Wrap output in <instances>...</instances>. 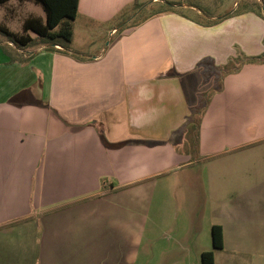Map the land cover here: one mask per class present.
<instances>
[{
  "label": "crops",
  "instance_id": "0c3cea01",
  "mask_svg": "<svg viewBox=\"0 0 264 264\" xmlns=\"http://www.w3.org/2000/svg\"><path fill=\"white\" fill-rule=\"evenodd\" d=\"M138 1L133 21L134 0H78L68 48L16 54L0 38V250L21 236L22 264H132L144 229L125 202L185 174L200 202L179 245L187 264L205 250L214 264H264V16ZM28 3L0 4V23L44 18ZM214 224L221 248L201 240Z\"/></svg>",
  "mask_w": 264,
  "mask_h": 264
},
{
  "label": "rangeland",
  "instance_id": "374dc122",
  "mask_svg": "<svg viewBox=\"0 0 264 264\" xmlns=\"http://www.w3.org/2000/svg\"><path fill=\"white\" fill-rule=\"evenodd\" d=\"M233 2L234 0H213L209 4V7L204 8L205 6L202 5L203 8H201L204 9L205 12L220 14L229 11L232 7L241 10L252 5L258 12H261L262 7H264V0H235L234 4ZM25 7L30 8L36 15L43 13L39 4L34 5L33 3H28ZM4 8L5 7H3V9L2 7L0 8V21H3ZM135 10V7L130 8L122 19L130 16L132 20L139 19L140 14L133 16ZM195 16L197 18L203 17V15ZM8 25L13 29H19L18 21L8 22ZM2 35L3 34L0 33V38H2ZM32 36L33 39L29 45L51 43V41L45 38L43 39L34 33H32ZM5 38L7 37L5 36ZM75 44H77L76 41ZM9 47H11L16 54H21L19 49H23L26 46H21L12 42V45ZM202 165L203 164L200 162L197 167L201 170ZM193 171H196V168H193ZM185 177V174H180L179 177H175L176 182L173 183V187L170 189L167 188V190H162L160 179L158 187L152 186L146 190L145 194L143 193L138 196L131 194V202H125L126 204L129 203V219L131 218V225L135 226V230H137L140 225L142 229H144V237H140L141 244L139 253L136 256H132V264H187L188 261L193 258L192 255L188 256L189 253L187 250L190 249L189 243L185 249L179 247V245H183L187 238L189 225L187 209L195 208V206L200 203L194 202V193L188 190L187 187H184L182 179ZM177 178L180 179V183H177ZM33 220L35 221L34 233L36 241L38 242L42 233L43 224L36 218ZM137 221H140V224L135 223ZM23 228L25 229L26 227L19 226V232H21ZM206 230L207 227L204 229V234L201 235V238L203 237L201 240L209 244L211 235ZM28 233H31L30 228L28 229ZM21 238L22 237L19 236V239L11 240L9 243L6 240L3 242L4 248L0 250V264H18L19 262L22 264L20 260L23 259L25 253H23L24 246L20 243ZM17 242L19 243V249L16 252V250L13 251V247L16 246ZM38 246L39 243H37V247ZM171 248H174L171 255H168V253L165 254V251ZM16 256H18L19 261L16 259ZM88 257L89 260L85 259L87 261L86 264H93L98 261L97 256H92V261L90 256Z\"/></svg>",
  "mask_w": 264,
  "mask_h": 264
},
{
  "label": "trees",
  "instance_id": "16d2710c",
  "mask_svg": "<svg viewBox=\"0 0 264 264\" xmlns=\"http://www.w3.org/2000/svg\"><path fill=\"white\" fill-rule=\"evenodd\" d=\"M8 0H0V4ZM43 11L44 18L29 16L24 19L21 32L10 30L5 24L0 23V33L5 35L10 41L21 46H27L32 41V33L60 44L64 48L69 47L72 35V20L77 13L78 0H34ZM140 6L138 0H134V7ZM165 9H174L165 5ZM262 16L263 13L260 12ZM230 65V64H229ZM229 67V66H228ZM211 238L214 248L222 247V227L214 224L211 227ZM202 264H214V253L212 250H205L201 253Z\"/></svg>",
  "mask_w": 264,
  "mask_h": 264
}]
</instances>
